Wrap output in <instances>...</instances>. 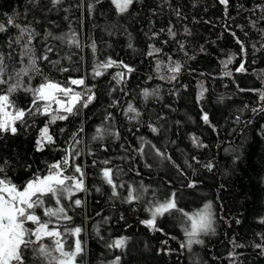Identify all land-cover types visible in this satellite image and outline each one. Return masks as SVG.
Wrapping results in <instances>:
<instances>
[{"label":"trees","instance_id":"obj_1","mask_svg":"<svg viewBox=\"0 0 264 264\" xmlns=\"http://www.w3.org/2000/svg\"><path fill=\"white\" fill-rule=\"evenodd\" d=\"M0 24V95L19 84L8 109L25 111L15 134L0 132V179L23 190L68 158L64 175L82 178L84 190L60 205L45 196L35 211L65 251L81 242L77 264H264V0H133L123 13L112 0H0ZM80 79L93 99L70 114L40 115L26 91L50 81L79 92L71 81ZM130 104L139 115L125 114ZM46 125L52 142L37 150ZM130 189L139 198L127 202ZM168 199L176 208L155 228L142 223ZM208 204L212 230L181 247L188 216ZM61 206L70 219L44 215ZM40 244L55 247L48 237L31 244L25 264H49Z\"/></svg>","mask_w":264,"mask_h":264},{"label":"snow or ice","instance_id":"obj_2","mask_svg":"<svg viewBox=\"0 0 264 264\" xmlns=\"http://www.w3.org/2000/svg\"><path fill=\"white\" fill-rule=\"evenodd\" d=\"M53 4L59 3V0H52ZM112 3L116 6L117 11L123 13L127 11L128 7L133 3V0H112ZM221 3H227V0H221ZM9 25H14L17 28H20V25H16L14 19L9 17L8 19ZM5 26L0 24V31H5ZM26 29H21V36ZM171 36H175V33L172 32L171 29L168 30ZM51 49H49L50 51ZM156 51H159L158 49ZM26 54V53H25ZM151 54V53H150ZM47 59V57H45ZM3 58L0 57V65H2ZM34 67V61H30ZM228 63H231V59H229ZM112 64L109 61L105 67H110ZM180 65L176 64L175 67L170 68L169 70L176 73L180 70ZM243 64L237 71H243ZM26 75L27 72L22 70ZM38 71V69H37ZM131 71V69H129ZM3 74V67H0V75ZM21 73H17L19 76ZM96 75H101L100 72H96ZM174 78V77H173ZM5 83L4 80H0V84ZM83 80H72L71 84L73 85H81L83 84ZM19 84H11L8 87V94L0 95V132L11 131V133L15 134L17 129L15 127V123L17 121H22L25 116L24 110H15L14 112H8L6 109L12 107V102L10 101V94L15 92ZM26 91L33 92V105L37 106V112L40 115H48L51 111V104L46 103L44 105L43 111L41 112L39 109L38 102L39 101H54L57 105H61L63 107V111L66 113H72L75 101L79 99L78 94L73 95L71 97V101L67 103V106H63L62 101L57 97L56 93L62 92L65 95H68L72 92L70 88H61L58 84L47 82L41 84L38 88L35 89H26ZM145 96L148 95L147 90H145ZM93 99L91 95L88 96L87 101H85L84 106L87 107V103ZM261 99L264 100V93H261ZM60 108H57L55 112H59ZM135 112L136 115H139L136 112V109L132 107L130 104L126 110V113ZM67 117L65 115H52V122H55L57 119L64 120ZM203 120L205 123H208V116L205 114L203 116ZM153 132H156V128H152L149 125ZM97 133L101 132V129L96 130ZM41 139L37 140V150H40L42 147V141L44 138L47 139L48 142H52V137L48 133V126L46 125L40 131ZM193 143L198 144L196 138H193ZM159 154V153H158ZM105 164L108 161H104ZM68 164V158L65 157L62 162H57L52 164L49 168L48 175L43 177L37 176L35 179L30 180L24 187L23 190H19L16 185L12 184L10 181L6 179H0V264H25V258L23 256V250L28 248L31 244L41 241L43 238L48 237L53 239L54 242V250L49 249L43 244L39 245V255L44 258H50L49 264H74L75 259L78 255H80L83 251L81 246V242L77 239L75 244V250L73 251H65L64 243L60 239L61 233L57 230H53L49 228V221L41 220V218L36 214V209L43 206L45 196H50L54 198L57 205L61 204L62 198L67 196V198H71L74 195V191H83L84 184L82 178L76 177H68L64 175V169L62 165ZM209 167H211L209 165ZM3 171V169H0ZM76 172H81V169L77 167L75 169ZM83 173L81 172V177ZM102 176L105 182L108 185L112 186V195L116 196V185L112 179V170L110 168H106L102 170ZM70 182V183H69ZM193 185H189L192 187ZM133 195V190H129L127 202H131L135 199H138ZM74 203L76 206L81 204L79 199L75 200ZM176 208L175 201L172 199H168L163 203H159L152 210V218L146 221H142L146 226L150 228H155V218L157 216H162L165 213H168L172 209ZM211 205H205L204 209L200 212L196 213L194 216H188V219L191 221L190 230H185V235L188 238L187 244H181V247H191L193 244H201L202 240L197 239L201 233H207L212 230V214H211ZM44 215L51 218L53 216H63L64 219H70L65 213L64 207H59L56 209L45 208ZM187 216V213H185ZM26 222H31L35 224L36 227L34 229L26 228ZM81 232V228L77 227L73 229L74 235H79ZM35 237V241L31 238ZM125 241L123 238L114 241L113 245H109V247H122ZM260 247V245H257ZM53 251L58 253V256L53 255ZM119 257H117V261ZM115 264V262H114Z\"/></svg>","mask_w":264,"mask_h":264},{"label":"bare ground","instance_id":"obj_3","mask_svg":"<svg viewBox=\"0 0 264 264\" xmlns=\"http://www.w3.org/2000/svg\"><path fill=\"white\" fill-rule=\"evenodd\" d=\"M85 97H86V96H85ZM70 101H71V98L66 99L65 101H62L63 106H67V103L70 102ZM77 102H78V100L75 101V102H73L74 105H75ZM52 107H53V109H56V108H63V107H61V105H57L56 103H53ZM6 111H7V109H6ZM9 131H10V130H9ZM10 132H11V131H10Z\"/></svg>","mask_w":264,"mask_h":264},{"label":"rangeland","instance_id":"obj_4","mask_svg":"<svg viewBox=\"0 0 264 264\" xmlns=\"http://www.w3.org/2000/svg\"><path fill=\"white\" fill-rule=\"evenodd\" d=\"M81 100H82V99H81ZM8 111H11V110H9V109H8ZM74 264H77V263H76V262H74ZM112 264H113V263H112Z\"/></svg>","mask_w":264,"mask_h":264}]
</instances>
